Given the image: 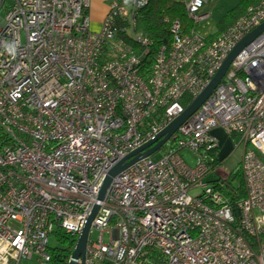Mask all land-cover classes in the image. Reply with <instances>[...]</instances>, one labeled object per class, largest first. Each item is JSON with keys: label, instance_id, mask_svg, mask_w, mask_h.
<instances>
[{"label": "built area", "instance_id": "obj_1", "mask_svg": "<svg viewBox=\"0 0 264 264\" xmlns=\"http://www.w3.org/2000/svg\"><path fill=\"white\" fill-rule=\"evenodd\" d=\"M180 1L193 28L173 21L171 42L146 66L150 42L135 17L148 0L113 3L97 31L91 0H8L0 19V264H52L54 230L77 239L96 204L84 264H264V32L155 151L169 144L161 157L125 168L98 201L108 171L154 141L184 112L181 99L189 106L264 21L260 0L207 39L194 26L209 18V0ZM219 128L243 148L246 195L234 208L221 179L207 181L220 162ZM183 149L195 155L192 167Z\"/></svg>", "mask_w": 264, "mask_h": 264}, {"label": "trees", "instance_id": "obj_2", "mask_svg": "<svg viewBox=\"0 0 264 264\" xmlns=\"http://www.w3.org/2000/svg\"><path fill=\"white\" fill-rule=\"evenodd\" d=\"M130 2L131 0H114L109 6L113 3L128 4ZM259 2L260 0H239L238 4L216 24V31L206 38L212 39L216 37L243 16L249 6H255ZM135 19L136 30L150 42L147 56L142 60V62H146V66L151 63L152 56L160 46L171 42L170 27L173 21L178 20L185 32L193 28V23L187 16L180 0H148V3L137 12ZM138 51L136 49V52ZM181 103L187 107L190 100L185 96L181 99ZM221 181L219 190L223 193V190L226 189V198L229 205L233 208L236 207L237 202L245 198L246 195L240 168L232 175L230 181L228 177L221 179ZM234 182H236L235 185ZM57 234L65 243V247L62 249H50L51 262L52 264H68L76 239L61 231H57Z\"/></svg>", "mask_w": 264, "mask_h": 264}, {"label": "rangeland", "instance_id": "obj_3", "mask_svg": "<svg viewBox=\"0 0 264 264\" xmlns=\"http://www.w3.org/2000/svg\"><path fill=\"white\" fill-rule=\"evenodd\" d=\"M114 0H94V7L91 10L90 14V30L97 31L98 21L100 14L105 11L108 5ZM179 1V0H176ZM239 0H209L206 4H204L202 11L209 13V18L203 20L194 26V30L197 34L207 37L212 35L216 31V24L219 20L230 10H232L237 4ZM7 2L0 8V19H3L6 15L5 7ZM92 23V24H91ZM212 135L218 140V144L220 149H218V156L220 162L217 163L214 174L210 175L207 178V181H212L215 179H224L228 177L229 181L234 173L237 172L243 148L238 145L237 140L228 136L222 129H216L212 131ZM169 144L166 145V147ZM237 145V146H236ZM166 147L161 148V150L154 153L151 157L153 160H157L161 157L162 152L165 151ZM222 147V148H221ZM180 155L186 159L187 164L189 166L194 165L195 155L187 149H183L180 151ZM236 182H234V185ZM199 189H194L190 191V194L196 196L199 194ZM223 195L226 198V189L223 190ZM91 237L95 238L97 233L91 232ZM109 238L108 233L102 234L103 243H107ZM48 247L50 249H62L65 247V243L59 238L57 234V230H54V233L48 239ZM20 264H35L34 259L31 261H22Z\"/></svg>", "mask_w": 264, "mask_h": 264}, {"label": "water", "instance_id": "obj_4", "mask_svg": "<svg viewBox=\"0 0 264 264\" xmlns=\"http://www.w3.org/2000/svg\"><path fill=\"white\" fill-rule=\"evenodd\" d=\"M264 32V21L254 28L251 32H249L245 37H243L236 46L229 53L227 58L222 63L220 69L217 71L215 76L212 78L208 86L192 101V103L184 109V112L173 119L164 129L163 131L155 138L154 141H151L141 148L131 152L126 157L117 162L112 169L108 171L106 174L102 186L100 188L98 194V201H102L107 192L108 186L111 182V179L123 171L128 166L132 165L136 161L148 157L155 153L157 149H159L162 144L168 139V137L188 118L190 117L198 107L205 101V99L210 95V93L214 90V88L218 85L221 78L225 74L229 64L234 60V58L242 51V49L251 43L258 35ZM161 138V139H160ZM160 139V140H158ZM153 146H151L155 141H157ZM99 209V206L96 204L92 208L86 224L76 239V243L74 245L73 252L69 258L68 264H84V254H85V246L87 243V238L91 226V222Z\"/></svg>", "mask_w": 264, "mask_h": 264}, {"label": "crops", "instance_id": "obj_5", "mask_svg": "<svg viewBox=\"0 0 264 264\" xmlns=\"http://www.w3.org/2000/svg\"><path fill=\"white\" fill-rule=\"evenodd\" d=\"M8 4V3H7ZM7 6L8 5H6V7H5V10L7 9ZM93 7H94V0H91V5H90V10H89V16H90V14H91V10H93ZM108 10H109V5H108V7L105 9V11L104 12H102L101 14H100V17H99V21H98V28H100V25H101V23H102V21H103V19H104V17L107 15V13H108ZM91 20V19H90ZM92 24V23H91ZM218 141V140H217ZM222 148V147H221ZM219 149H220V147H219Z\"/></svg>", "mask_w": 264, "mask_h": 264}]
</instances>
